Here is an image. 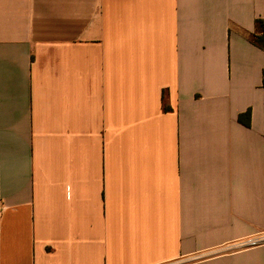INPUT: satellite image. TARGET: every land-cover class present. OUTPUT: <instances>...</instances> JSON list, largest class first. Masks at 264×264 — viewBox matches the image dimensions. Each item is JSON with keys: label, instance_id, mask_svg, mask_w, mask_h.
<instances>
[{"label": "crops", "instance_id": "0c3cea01", "mask_svg": "<svg viewBox=\"0 0 264 264\" xmlns=\"http://www.w3.org/2000/svg\"><path fill=\"white\" fill-rule=\"evenodd\" d=\"M257 20L264 0H0V264H264L230 249L264 232Z\"/></svg>", "mask_w": 264, "mask_h": 264}, {"label": "built area", "instance_id": "2783aa9c", "mask_svg": "<svg viewBox=\"0 0 264 264\" xmlns=\"http://www.w3.org/2000/svg\"><path fill=\"white\" fill-rule=\"evenodd\" d=\"M1 210L2 209L0 208V213ZM262 246H264V232H258L248 238L235 242L234 244H232L230 249L235 248L238 250H245V249L257 248Z\"/></svg>", "mask_w": 264, "mask_h": 264}, {"label": "trees", "instance_id": "16d2710c", "mask_svg": "<svg viewBox=\"0 0 264 264\" xmlns=\"http://www.w3.org/2000/svg\"><path fill=\"white\" fill-rule=\"evenodd\" d=\"M257 25L258 27L260 28V30L262 31V34L259 35V36H254L252 41L253 43L260 47L261 49L264 50V23L260 20H257ZM165 110H168L167 107H165ZM240 121L242 122H246L247 124H249V121H250V113L248 112L247 114L245 115H242L240 117Z\"/></svg>", "mask_w": 264, "mask_h": 264}]
</instances>
